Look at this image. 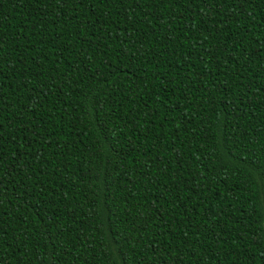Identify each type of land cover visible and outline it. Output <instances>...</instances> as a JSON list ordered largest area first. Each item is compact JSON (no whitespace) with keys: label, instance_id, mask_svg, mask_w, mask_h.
I'll use <instances>...</instances> for the list:
<instances>
[{"label":"trees","instance_id":"16d2710c","mask_svg":"<svg viewBox=\"0 0 264 264\" xmlns=\"http://www.w3.org/2000/svg\"><path fill=\"white\" fill-rule=\"evenodd\" d=\"M0 264H264V0H0Z\"/></svg>","mask_w":264,"mask_h":264}]
</instances>
